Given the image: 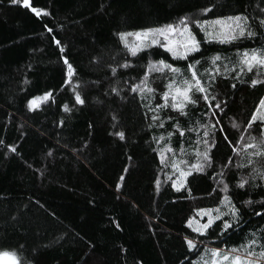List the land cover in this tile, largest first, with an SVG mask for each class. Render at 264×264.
<instances>
[{
	"label": "trees",
	"instance_id": "16d2710c",
	"mask_svg": "<svg viewBox=\"0 0 264 264\" xmlns=\"http://www.w3.org/2000/svg\"><path fill=\"white\" fill-rule=\"evenodd\" d=\"M207 3L208 0H30L32 7L50 13L37 17L30 8L0 0V139L17 149L5 155L7 148L0 146V250L16 251L21 264H190L195 257L188 253L185 237L198 238L212 246L219 243L192 232L186 224L189 217L203 223L194 210L214 208L219 203L217 192H212L216 183L209 178L212 170L188 177L191 193L177 191L165 176L172 175L173 170L163 167L157 155L168 144L181 158V137L171 127L175 120L184 128L194 127L211 114L202 116L207 110L203 102L187 118L169 108L160 115H172L174 120L165 121L164 128L156 124L150 128L151 113L145 116L146 101L130 89L131 84L147 79L157 89L153 105L161 103L160 94L167 81L159 72L149 71L148 62L162 58L184 68L187 61H173L159 47L131 57L116 35L174 22L181 15L198 14L202 19H211L212 13H199ZM219 3L221 6L213 11L220 15L245 12L253 21L264 17V0ZM45 25L53 31L48 32ZM252 26L256 30L255 23ZM194 30L197 39L203 40V33ZM53 36L64 47L63 54ZM260 46H264V35L231 44L202 43L201 53L194 55L200 59L219 52L235 59L237 48L242 51ZM62 55L76 69L72 83L85 98L84 105H75L72 87L64 85L66 66ZM126 60L131 61V66L120 67ZM198 67L203 72L209 63L202 61ZM226 75L227 78L218 76L212 89L227 103L225 113L217 115L223 117L220 126L224 134L233 143L243 135V144L249 135L244 131L246 122L264 95V84L250 87L234 80V72ZM256 75L254 69L242 78L250 81ZM259 78L264 79V75ZM233 83L236 88L231 87ZM113 87L116 92L111 91ZM48 90H52L55 102L49 100L30 111L28 100ZM63 103H68L72 111H63ZM233 121L238 128L231 126ZM117 131H123L125 139L114 135ZM168 131L175 134L169 138ZM161 134L165 139L155 143L154 138ZM202 134L186 132L183 138L190 153L183 158L190 163L195 161V144L189 147V141L194 142ZM165 155L170 159L172 154ZM229 155L237 159L227 141L219 143L213 170L219 172ZM255 167L259 169L260 164ZM250 172L251 166L237 170L232 164L221 177L229 184L228 195L244 213L241 228L230 230L225 237L229 246L252 231L258 235L264 232V215H254L261 211L264 181L256 176L245 189L236 187L240 176ZM121 175L125 176L122 182ZM118 182L122 185L119 191ZM249 199L254 203L243 205ZM186 255L189 260H185Z\"/></svg>",
	"mask_w": 264,
	"mask_h": 264
},
{
	"label": "snow or ice",
	"instance_id": "6c2138e0",
	"mask_svg": "<svg viewBox=\"0 0 264 264\" xmlns=\"http://www.w3.org/2000/svg\"><path fill=\"white\" fill-rule=\"evenodd\" d=\"M9 3L30 8L31 12L37 17L50 15L48 11L32 7L30 0H9ZM220 6L219 0H217V3H212L211 0H208L206 6L199 9V13L203 16L212 13L213 18L211 19H202L201 15L198 14L181 15L174 22L142 27L136 31H121L116 35L131 57H137L138 53L147 49L159 47L168 53L173 61H187V65L184 68L175 66L173 63L162 58L148 62V70L159 72L164 80L167 81V83L163 84L164 90L160 94L161 103L153 105L152 99L157 89L147 79H141L139 84L133 83L130 85L131 91L140 94L141 99L146 101L144 105L147 108L145 116L148 117V113H151L149 117L151 122L148 125L150 128L153 124H156L159 128H164L165 121L174 120L172 115L166 114L163 118L160 115L165 109L169 108L172 112L178 113L179 116L187 118L193 115L201 102H203L207 110L202 112V116L209 117V114H211L209 119L199 121L194 127L184 128L181 126L179 120H175L171 124L172 129H175V132H178L181 137L179 148L181 158H177L176 151L168 144H165L163 148L157 151L160 164L165 168L170 167L173 170L172 175L165 173V176L171 181L172 187L177 191L184 189L191 193L192 190L188 187V177L192 176L194 172L208 174L209 170H212L209 178L216 183L212 192H217L218 194V205L214 208L195 209V215L201 219L206 217V221L200 223V220L189 217L186 224L187 227L191 228L192 232L197 233L199 236L210 237L219 243L216 246H212L198 238L189 239L185 237L188 253L195 257L190 260V264H264V232L258 235L256 231H252L250 235L245 234L239 243L231 246L227 244L225 237L229 234L230 230L235 232L241 228L244 213L237 206V203L233 201L232 197L228 195L229 184L221 178L226 175L225 169L235 164L237 170L251 166V172L248 175L240 176L236 183L237 188L245 189L256 176L264 181V159H254L264 158V95L260 96L255 110L252 111L250 118L246 122L244 131L249 132L248 140L241 144L240 141L244 139L243 135L240 137V140L233 143L228 135L224 134L225 129L220 126L223 117L217 114L225 113L227 103L219 99L218 95L213 94L212 91L217 77L224 76V78H227L226 74L229 72L235 73L234 80H239L240 83H248L250 87L264 84V79L259 78L261 75H264V46L245 48L242 51L237 48L235 59L222 56L219 52L207 58L201 56L200 59H196L194 55L201 53L202 43L218 42L221 44H231L243 38H255L257 35H264V31H262L264 30V17H258L253 21L245 12L220 15L213 11ZM261 11H264V9ZM253 23L256 25V30H253ZM45 27L47 28L46 25ZM194 29L203 33V40L197 39V31ZM47 31L51 33L53 30L47 28ZM129 37L134 38L133 41L130 42L128 40ZM52 39L63 54L65 49L60 45V41L55 36ZM61 59L66 66L64 85L72 87L75 105H84L86 103L85 98L77 90V85L72 83L76 75V69L69 62L66 55H62ZM202 61L209 63V67L204 68L203 72H200L198 66H202ZM222 61H227V63H218ZM130 66L131 61L128 60L120 65L123 68ZM221 68H223V71ZM237 68L239 69L238 71ZM254 69L257 75L250 81L243 80V74L245 72L252 73ZM111 71L116 73V68H112ZM144 76H148V71L144 73ZM205 76H207V79H205ZM231 87L236 88V83H233ZM111 91L116 92L117 89L113 87ZM49 100L55 102L52 90L45 91L42 95L34 96L28 100L27 107L30 111L39 109L42 103H47ZM61 107L65 112L72 111L68 103H63ZM60 123L63 124V121ZM231 126L238 128V125L234 121ZM193 131H202L203 134L202 136L198 135L194 142L189 141V147L193 143L195 144V147L192 148L195 154V161L190 163L189 160L183 158L185 155H190L186 151L183 138L186 132L192 133ZM253 131L256 134H253ZM175 132L168 131L167 136L171 138ZM217 133L224 135L218 137ZM114 135L121 140L125 139L123 131H117ZM164 139L165 136L163 134L154 138L157 144ZM223 141H227L228 146L235 153L237 159L234 160L229 155L227 161L220 166L221 170L216 172L213 170L216 164L215 151L218 150L219 143ZM0 146L7 148L5 155L8 152H17L15 145H6L3 139H0ZM250 149L251 151H249ZM165 153H171V158L169 159ZM49 155H51V152H49ZM257 163L260 164L259 169L255 167ZM127 171L128 169H125V172ZM177 173L178 175H176ZM119 180L121 182L124 181L125 176L121 175ZM159 183L160 181L157 179V186H159ZM121 186V183L118 182L116 189L119 191ZM219 193H224V195L219 196ZM211 194L208 193V195ZM242 203L247 206L253 204L254 201L249 199L244 200ZM259 203L261 211H255V216L264 215V197L261 198ZM194 222L197 225L196 227H193ZM185 260H189L188 255L185 256ZM0 264H21V261L16 251L0 250Z\"/></svg>",
	"mask_w": 264,
	"mask_h": 264
},
{
	"label": "rangeland",
	"instance_id": "374dc122",
	"mask_svg": "<svg viewBox=\"0 0 264 264\" xmlns=\"http://www.w3.org/2000/svg\"><path fill=\"white\" fill-rule=\"evenodd\" d=\"M133 39H134V38H132V37H129V38H128V40H129L130 42L133 41ZM203 222H205V221H204V218H203Z\"/></svg>",
	"mask_w": 264,
	"mask_h": 264
}]
</instances>
